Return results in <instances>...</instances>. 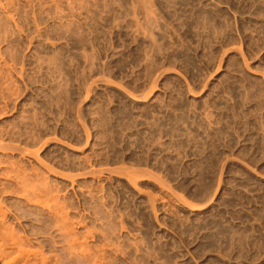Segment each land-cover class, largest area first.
Instances as JSON below:
<instances>
[{
	"label": "rangeland",
	"instance_id": "1",
	"mask_svg": "<svg viewBox=\"0 0 264 264\" xmlns=\"http://www.w3.org/2000/svg\"><path fill=\"white\" fill-rule=\"evenodd\" d=\"M0 107L43 264H264V0H0Z\"/></svg>",
	"mask_w": 264,
	"mask_h": 264
},
{
	"label": "bare ground",
	"instance_id": "2",
	"mask_svg": "<svg viewBox=\"0 0 264 264\" xmlns=\"http://www.w3.org/2000/svg\"><path fill=\"white\" fill-rule=\"evenodd\" d=\"M4 72V71H3ZM6 88V87H5ZM7 89V88H6ZM7 93V92H6ZM4 94V93H3ZM1 108V107H0ZM5 112V111H4ZM3 142V141H2ZM2 142H0V150L3 152H7V151H10V152H19L20 154H25V155H28L29 153H28V151H25V150H22L21 148L22 147H20V148H18V147H15V146H10V145H7V144H4V143H2ZM17 145V144H16ZM30 151V150H29ZM3 152V153H4ZM33 152H31L29 155L30 156H32L31 154H32ZM35 155V154H34ZM5 158V157H4ZM35 158H37L36 156H35ZM37 160H38V158H37ZM39 161V160H38ZM9 162V161H8ZM50 164V163H49ZM8 165V164H7ZM41 165H43V163L41 164ZM22 166V165H21ZM51 166V165H50ZM10 167V166H9ZM14 167V166H13ZM19 167V166H18ZM43 167V166H42ZM18 169V168H17ZM45 169V168H44ZM2 169L0 168V171H1ZM34 170V169H33ZM54 170V169H53ZM25 171V170H24ZM3 172H4V170H3ZM8 172V171H7ZM21 172V171H20ZM49 172V171H48ZM10 173V172H9ZM18 173V172H17ZM31 173V172H30ZM10 175V174H9ZM18 175V174H17ZM16 175V176H17ZM20 175V174H19ZM29 175V174H28ZM1 176H2V174H1ZM64 176V175H63ZM66 176V175H65ZM71 176V175H70ZM68 177V176H67ZM4 181H6V180H8L9 178L7 177L6 178V176L4 175ZM18 178V177H17ZM24 178L25 177H23V179H21L20 178V180H23V181H25L24 180ZM19 180V181H20ZM22 181V182H23ZM21 182V181H20ZM26 182V181H25ZM23 183V184H20L21 186L20 187H22V186H24V188H25V186H27L26 184H27V182L26 183ZM8 183H9V181H8ZM18 183V182H17ZM29 183V182H28ZM25 184V185H24ZM46 184H48V183H46ZM45 184V185H46ZM1 185V184H0ZM12 185V184H11ZM3 186H5V185H3ZM8 186V185H7ZM32 186H33V184H32ZM39 187V186H38ZM49 187V186H48ZM7 188V187H6ZM5 188V189H6ZM14 188V187H13ZM26 189V188H25ZM23 189V187H22V189L20 188V191L22 192V194H21V196H23L22 198H25L24 200H27L28 202L27 203H30V205L31 204H34V205H39V203H40V198H39V202H38V197L39 196H37V194L36 195H34L35 193L33 192V193H31L30 194V192H28V190L26 189ZM39 189V188H38ZM52 189V188H51ZM46 190V189H45ZM2 191V190H1ZM17 191V190H16ZM33 191H35L34 189H33ZM55 191V190H54ZM53 191V192H54ZM19 192V191H18ZM44 192V191H43ZM9 193H10V191H9ZM17 193V192H16ZM20 193V192H19ZM41 193V192H40ZM46 193V192H45ZM8 194V193H7ZM51 194V193H50ZM19 195V194H18ZM52 195V194H51ZM31 196H33V197H31ZM34 196H37V197H34ZM36 200H35V199ZM56 198V197H55ZM42 199V198H41ZM46 199H47V196H46ZM51 199H52V197H51ZM48 200V199H47ZM46 200V201H47ZM50 200V199H49ZM44 201V200H43ZM63 203V202H62ZM4 204V203H3ZM60 204V203H59ZM22 205V204H21ZM42 205V204H41ZM41 205H39V206H41ZM56 206V205H55ZM44 207V206H43ZM61 207V206H60ZM37 208V207H36ZM65 208V207H64ZM63 209V208H62ZM21 210V209H20ZM53 210V209H52ZM64 212V211H63ZM8 213V212H7ZM7 213H6V211H5V209L3 210V208L0 206V262H2L1 264H39V262H41L40 264H43V262H45V260L46 259H41V260H38V250L36 251V249H35V251H34V249L33 250H31L30 249V246H29V241L27 242L23 237H21V236H19V234H17L16 232H14V230H13V228H11L12 226H9V224L7 223V218H8V215H7ZM11 213V212H10ZM54 213H55V211H54ZM58 214V213H57ZM64 214V213H63ZM66 214V213H65ZM15 216V215H14ZM50 216V215H49ZM54 216V215H53ZM61 215H59V217L58 218H61L60 217ZM64 216V215H63ZM66 216V215H65ZM14 218V217H13ZM16 218H17V216H16ZM21 218H22V216H21ZM56 218V217H55ZM65 219V218H64ZM15 220H18V218L17 219H15ZM58 220H60V219H58ZM66 220V219H65ZM56 221V220H55ZM63 220H61V222H62ZM69 221V220H68ZM60 222V223H61ZM67 222V221H66ZM55 223V222H54ZM57 224V223H56ZM55 224V225H56ZM61 225V224H60ZM68 225V224H67ZM64 226V225H63ZM54 227V226H53ZM59 227V226H58ZM67 227V226H66ZM65 227V228H66ZM71 226H69V228H70ZM67 229V228H66ZM65 229V230H66ZM69 230V229H68ZM60 231H62V230H60ZM19 233V232H18ZM62 233H64V232H62ZM66 234V233H65ZM62 235V234H61ZM67 235V234H66ZM68 235H70V234H68ZM35 236V235H34ZM27 237V236H26ZM71 237V236H70ZM65 238V237H64ZM75 238V237H74ZM57 239V238H56ZM68 241H69V239H68ZM72 241V240H71ZM77 242V241H76ZM69 244V243H68ZM77 244V243H76ZM31 245H32V243H31ZM72 245V244H71ZM75 245V244H74ZM33 246V245H32ZM31 246V247H32ZM70 246V245H69ZM68 246V247H69ZM82 247V246H81ZM70 248H72V246L70 247ZM75 248V247H74ZM78 248V247H77ZM43 249V248H42ZM72 250V249H71ZM74 250V249H73ZM83 250V249H82ZM41 251V250H40ZM69 251V250H68ZM84 251V250H83ZM86 251H87V249H86ZM72 252V251H71ZM77 252V251H76ZM78 252H80V250H78ZM39 253H41V252H39ZM87 253V252H86ZM88 254V253H87ZM91 254V253H90ZM41 255H42V253H41ZM72 255V254H71ZM80 255V254H79ZM91 255H93V254H91ZM39 256H40V254H39ZM45 256V255H44ZM42 257V256H41ZM46 258V257H45ZM71 258V257H70ZM82 258H86V257H83L82 256ZM94 259V258H93ZM95 260V259H94ZM87 261V260H86ZM93 261V260H92ZM46 263V262H45ZM44 263V264H45ZM92 264V263H91ZM95 264V263H94Z\"/></svg>",
	"mask_w": 264,
	"mask_h": 264
}]
</instances>
